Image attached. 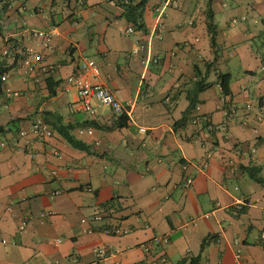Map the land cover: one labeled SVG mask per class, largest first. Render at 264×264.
Segmentation results:
<instances>
[{"label": "crops", "instance_id": "0c3cea01", "mask_svg": "<svg viewBox=\"0 0 264 264\" xmlns=\"http://www.w3.org/2000/svg\"><path fill=\"white\" fill-rule=\"evenodd\" d=\"M139 1L0 0V45L27 47L33 67L15 64L0 85V264H264V0H142L138 27L124 5ZM31 30H50L48 44ZM80 56L128 110L125 126L66 83ZM205 62L214 83L176 124ZM38 118L51 136L28 132ZM99 210L83 232L80 218Z\"/></svg>", "mask_w": 264, "mask_h": 264}, {"label": "built area", "instance_id": "2783aa9c", "mask_svg": "<svg viewBox=\"0 0 264 264\" xmlns=\"http://www.w3.org/2000/svg\"><path fill=\"white\" fill-rule=\"evenodd\" d=\"M123 2L127 3V0H123ZM128 31H132V27H128ZM30 34L34 37H40L43 39V44L47 45L51 39L52 32L50 30H31ZM137 49L135 48L134 51ZM18 53L19 58L17 63H19L20 69L24 73L32 70L33 67L28 59L29 49L27 47H19L18 45L13 49H11V44L8 39L0 45V59L3 56L8 57V62L12 61L11 54ZM16 63V64H17ZM99 75V68L96 62L88 57H78L77 64L73 71L69 73L65 77V81L67 84L72 85L77 92L79 101L82 107L90 112L93 111L91 102L95 99L99 104H103L108 106L115 118H118L120 115L128 116V110L126 107L120 102V100L115 96L114 92L106 85L98 83L95 81L96 77ZM7 76V72L1 75V79L4 80ZM12 94H17V92H12ZM221 103L224 112L226 115L234 116L237 114L238 110L237 107L230 102L226 95L223 93L221 98ZM207 127L210 128V124L207 123ZM90 131V130H89ZM35 137L38 138H47L52 135V129L50 126L45 122L42 118L36 119L29 128V131ZM21 135H25L26 131L21 130L19 132ZM185 168V166H184ZM185 184L188 186L190 184V179L185 181ZM59 193L58 190L54 191V194ZM234 211H239L242 209V203L237 201L233 204ZM206 216V215H205ZM104 214L102 211L95 212L88 216H83L80 218V223L84 224L85 227L82 228L83 232H91L97 229L96 224L100 221L104 220ZM24 222L21 223L20 228H22ZM100 230L104 233H117L121 232L119 226L113 225H105L100 228ZM260 238L262 239L263 246H264V230L260 234ZM164 239V238H163ZM57 241H59L57 239ZM218 241V238H216ZM234 243L237 244L238 241L234 240ZM234 254L236 258H240L241 250L240 248H236L234 250Z\"/></svg>", "mask_w": 264, "mask_h": 264}, {"label": "trees", "instance_id": "16d2710c", "mask_svg": "<svg viewBox=\"0 0 264 264\" xmlns=\"http://www.w3.org/2000/svg\"><path fill=\"white\" fill-rule=\"evenodd\" d=\"M124 7H125L124 16L126 17V19L136 24L138 27H141V13H142V8H143V1L141 0L134 5L126 4L124 5ZM207 19H208L207 29H208V33L210 37L209 38L210 45L214 47L216 45L215 25L212 23V15L209 10H207ZM262 33H264V31ZM8 41L11 44V49L12 48L14 49L17 46L16 42H14L11 38L8 39ZM11 57H12L11 62H8L7 56H3L0 59V85L3 82V80L1 79V75L7 72L10 67L14 66L17 63L19 55L18 53L13 52L11 54ZM261 57H262V61H264V51L262 52ZM204 65H205V71L203 73L198 69L197 66H194L195 79L193 80L191 87L186 92V99L188 101V105L186 109L183 111L181 118L177 121L176 124H181L189 116L194 115L196 106L199 103V98H198L199 93L214 83L212 81H206V76H207L206 73L211 65V62H205ZM222 77L223 75L221 73L217 75L218 79ZM220 86L222 88L223 93L227 94L228 89L223 81L220 82ZM126 124H127V119H126V116L123 114L120 115L118 118H116L114 121L115 127H123ZM53 125L57 129V131L62 134V136L67 140L69 144L73 145L74 147H80V148L84 147V145L80 141L74 139L73 136H71L65 131V128H67L66 126H63V124L58 125L57 123H53ZM250 174L253 177V179H255L256 181H260L259 178L255 176V174L253 173H250ZM208 239L209 237L205 241H207ZM205 241L202 242V246L204 245ZM198 261H199V256H191V257H184L174 264H197ZM136 264H142V263H136Z\"/></svg>", "mask_w": 264, "mask_h": 264}, {"label": "rangeland", "instance_id": "374dc122", "mask_svg": "<svg viewBox=\"0 0 264 264\" xmlns=\"http://www.w3.org/2000/svg\"><path fill=\"white\" fill-rule=\"evenodd\" d=\"M57 4H58L59 7H62L61 0H58V3H57ZM57 11H58V10H57ZM210 77H212V75H211Z\"/></svg>", "mask_w": 264, "mask_h": 264}]
</instances>
